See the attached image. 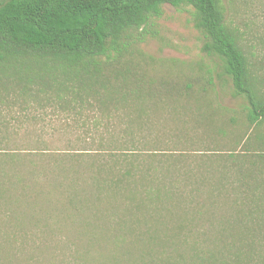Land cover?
<instances>
[{
  "label": "trees",
  "instance_id": "trees-1",
  "mask_svg": "<svg viewBox=\"0 0 264 264\" xmlns=\"http://www.w3.org/2000/svg\"><path fill=\"white\" fill-rule=\"evenodd\" d=\"M258 5L0 0V264H264ZM165 6L213 65L146 53Z\"/></svg>",
  "mask_w": 264,
  "mask_h": 264
},
{
  "label": "rangeland",
  "instance_id": "rangeland-1",
  "mask_svg": "<svg viewBox=\"0 0 264 264\" xmlns=\"http://www.w3.org/2000/svg\"><path fill=\"white\" fill-rule=\"evenodd\" d=\"M253 9V12L257 15V23H263L264 5H258ZM164 10L165 15L157 26L159 39H152L145 45L146 53L156 59L204 60L206 63L213 65L212 60L201 50L205 40L201 33L194 28L193 9L187 6L180 9L165 6ZM255 53L260 58L264 57V45L263 49L261 48ZM216 82L223 105L238 109L245 104L243 98L235 97L233 83L230 79L225 78L224 81L217 80Z\"/></svg>",
  "mask_w": 264,
  "mask_h": 264
}]
</instances>
